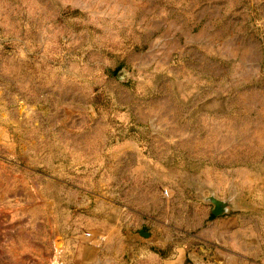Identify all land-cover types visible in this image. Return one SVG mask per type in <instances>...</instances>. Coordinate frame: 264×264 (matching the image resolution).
Wrapping results in <instances>:
<instances>
[{"label": "rangeland", "instance_id": "1", "mask_svg": "<svg viewBox=\"0 0 264 264\" xmlns=\"http://www.w3.org/2000/svg\"><path fill=\"white\" fill-rule=\"evenodd\" d=\"M0 264H264V0H0Z\"/></svg>", "mask_w": 264, "mask_h": 264}, {"label": "water", "instance_id": "2", "mask_svg": "<svg viewBox=\"0 0 264 264\" xmlns=\"http://www.w3.org/2000/svg\"><path fill=\"white\" fill-rule=\"evenodd\" d=\"M212 203L214 204V207L212 209V214L214 216H218L225 211L223 208L224 202H222L220 200L212 199Z\"/></svg>", "mask_w": 264, "mask_h": 264}]
</instances>
